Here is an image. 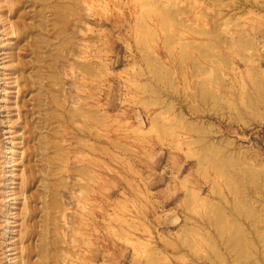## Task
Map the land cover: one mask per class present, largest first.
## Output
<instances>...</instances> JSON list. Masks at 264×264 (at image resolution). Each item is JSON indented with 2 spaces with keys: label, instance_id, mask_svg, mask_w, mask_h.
Returning a JSON list of instances; mask_svg holds the SVG:
<instances>
[{
  "label": "rangeland",
  "instance_id": "obj_1",
  "mask_svg": "<svg viewBox=\"0 0 264 264\" xmlns=\"http://www.w3.org/2000/svg\"><path fill=\"white\" fill-rule=\"evenodd\" d=\"M0 264H264V0H0Z\"/></svg>",
  "mask_w": 264,
  "mask_h": 264
}]
</instances>
